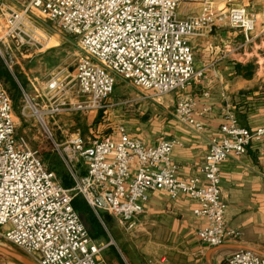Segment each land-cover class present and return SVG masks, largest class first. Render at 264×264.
Wrapping results in <instances>:
<instances>
[{
	"label": "built area",
	"instance_id": "built-area-1",
	"mask_svg": "<svg viewBox=\"0 0 264 264\" xmlns=\"http://www.w3.org/2000/svg\"><path fill=\"white\" fill-rule=\"evenodd\" d=\"M182 2L28 0L20 12L5 3L0 5L10 12L3 16L7 25L19 24L30 40L35 31L25 17L32 11L75 37L81 54L67 86L81 98L78 109L104 111L115 106L108 100L116 76L145 93L143 99H160L196 83L204 69L194 68L190 40L205 36L214 27L238 29L245 42L252 40L255 19L244 6L215 11L210 0H202L198 13L180 17ZM227 55L224 50L221 57ZM65 88L59 78L53 77L44 86L43 98L51 95L53 99L52 95ZM19 89L24 99L21 114L35 117L72 181L70 188H64L45 168L38 153L17 136L12 102L0 83V240L17 248L31 262L106 264L99 253L108 245H94L72 206L75 197H81L98 220L106 213L127 228L142 213L150 193L163 191L172 199L185 195L197 203L193 214L204 220L196 233L204 247L216 248L226 239L239 236L225 226L220 165L229 156L245 155L254 146L264 152V122L248 129L239 125L229 109H222L219 137L208 142L200 177L180 180L170 159L175 142L160 141L147 147L129 138L120 127L116 140L110 135L84 139L75 134L60 145L53 139L46 119L62 111L59 106L64 107V103L42 107ZM195 107V101L180 97L174 117L200 131ZM208 111L205 108L200 115ZM73 161L82 169L71 165ZM223 264H264V256L240 249L226 256Z\"/></svg>",
	"mask_w": 264,
	"mask_h": 264
},
{
	"label": "crops",
	"instance_id": "crops-1",
	"mask_svg": "<svg viewBox=\"0 0 264 264\" xmlns=\"http://www.w3.org/2000/svg\"><path fill=\"white\" fill-rule=\"evenodd\" d=\"M230 1L210 0L215 11L244 6L255 19L252 40L245 42L240 30L227 27L192 38L194 68L204 69L202 77L182 92L149 99L148 107L135 111L134 119L126 121L124 116V124L120 123L129 138L144 146L175 142L170 159L180 180L200 177L208 142L219 137L222 109H229L248 129L264 122V0ZM184 4L193 9L188 14L192 15L200 11L202 0H183L181 9ZM224 50L228 55L222 58ZM180 97L195 101L194 116L202 130L194 131L175 119ZM205 108L209 111L200 115ZM118 126L109 134L115 140ZM220 193L225 226L239 236L226 239L216 251L197 239L204 220L193 214L197 203L185 195L172 199L163 191L150 193L142 213L127 228L106 213L99 221L110 228V242L115 240L124 264H223L226 256L240 249L264 256V152L254 146L245 155L229 156L220 165Z\"/></svg>",
	"mask_w": 264,
	"mask_h": 264
},
{
	"label": "rangeland",
	"instance_id": "rangeland-1",
	"mask_svg": "<svg viewBox=\"0 0 264 264\" xmlns=\"http://www.w3.org/2000/svg\"><path fill=\"white\" fill-rule=\"evenodd\" d=\"M27 2L28 0L24 1V3L17 0H0V4L5 3L8 8L15 12L22 11ZM181 6L178 9L180 17H186V14L189 16L188 14L193 11L187 4H184L182 9ZM9 14L10 12L6 9L4 10L0 5V61L4 63L11 73L15 71L21 75L25 94L34 98L39 106H55L64 103V107L59 106L62 111L46 119L48 129L57 143L64 145L69 137L75 134L80 135L84 139L107 136L116 124L119 123L120 126L118 128L122 126L121 124H124L122 122L124 116L127 117L126 121L134 119L135 111L148 107L149 99H143L146 95L145 93L135 89L129 83L116 76L114 90L108 103L120 102L123 104L113 106L104 111L78 109L77 105L81 102V98L72 90L70 91V85L67 86V83L73 77V69L81 54L75 37L63 32L55 23L42 19L35 11H32L25 17L30 27L34 28H32V31H35L33 40H30L26 37L28 32L23 31L19 24L12 27L7 25L3 16H8ZM23 32H25V35ZM6 33L8 36H4ZM70 69H72V72H70ZM53 77L59 78L66 88L64 91L52 95L53 99H50L51 95H46L45 99L42 95L44 86ZM27 79H30V82ZM2 85L6 91L5 85ZM8 97L10 98L9 95ZM137 98H142V100L134 101ZM23 106L24 99H22L21 95L15 105L13 104L17 136L23 138L27 145L38 153L45 168L53 172L58 180L60 176H69L65 163L53 149L51 141L46 137L44 130L40 127L35 117H25L21 114ZM26 115H30L29 112H26ZM130 115L131 117H129ZM71 165L82 169V165L79 162L73 161ZM102 228L105 235L103 238L95 240L94 245L97 247L108 245V247L99 253L100 258L106 264H124L121 259L119 261L115 251V248H117L115 240L113 241L112 239L113 242H110V238H112L110 228H108L106 223ZM0 246L22 255L17 248L2 240H0ZM0 264L21 263L0 253Z\"/></svg>",
	"mask_w": 264,
	"mask_h": 264
},
{
	"label": "trees",
	"instance_id": "trees-1",
	"mask_svg": "<svg viewBox=\"0 0 264 264\" xmlns=\"http://www.w3.org/2000/svg\"><path fill=\"white\" fill-rule=\"evenodd\" d=\"M0 83L4 84L6 91L11 98L12 106L20 99L21 91L19 86L24 90V83L21 82V75L15 71L11 73L2 61H0ZM59 181L64 188H70L72 181L68 175L60 176ZM74 210L82 216L85 223L89 226L90 237L94 240H98L104 237V231L100 221L90 211L86 203L81 197H75L72 201ZM104 215L100 214V218L103 221Z\"/></svg>",
	"mask_w": 264,
	"mask_h": 264
},
{
	"label": "water",
	"instance_id": "water-1",
	"mask_svg": "<svg viewBox=\"0 0 264 264\" xmlns=\"http://www.w3.org/2000/svg\"><path fill=\"white\" fill-rule=\"evenodd\" d=\"M70 72H72V69H70ZM80 219H81L82 223L85 225L86 229L89 231V226L85 223L82 216H80ZM221 247L222 246L214 248L213 251H216L217 249H220ZM0 253L6 255L8 257H11L12 259L16 260L17 262H19L21 264H34L29 259H27L25 256L14 253V252L7 250L1 246H0Z\"/></svg>",
	"mask_w": 264,
	"mask_h": 264
}]
</instances>
